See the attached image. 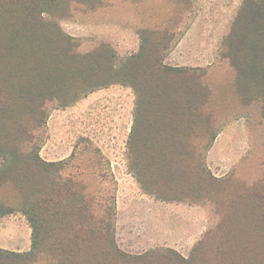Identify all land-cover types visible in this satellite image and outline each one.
<instances>
[{
    "label": "rangeland",
    "instance_id": "rangeland-1",
    "mask_svg": "<svg viewBox=\"0 0 264 264\" xmlns=\"http://www.w3.org/2000/svg\"><path fill=\"white\" fill-rule=\"evenodd\" d=\"M63 1L58 13L47 11L38 18L43 26L31 29L29 21L35 14L9 18L10 0H0V126L9 135L0 136V145L7 143L20 151L29 145L44 162L42 149L49 140L61 139L67 152L73 148L68 163H54L62 164L57 165L60 176L56 170H41L34 162L24 165L16 159L13 163L11 154H0V203L12 206L10 215L24 220L32 231L20 211L17 186L9 182L24 174L29 201L36 205L43 200L46 222L40 238L44 256L32 258V246L27 252L0 251V264H53L58 256L63 264H89L92 256L102 252L101 246L89 242L85 230L76 233L73 229L86 219L88 206L98 218L113 224L116 246L122 252L132 257H169L172 264L188 260L193 249L219 231L223 221V201L203 193L206 181L227 184L231 192L222 196L235 202L239 188L258 185L264 175L261 103L238 92V74L230 61L236 50L234 21L246 0ZM108 10L113 11L109 16ZM132 20H138V25ZM54 28L62 38L56 33L57 39L53 38ZM251 51L254 55L263 52ZM258 68L257 62L250 67L252 71ZM112 86L133 91L126 152L132 159L135 152L155 156L141 171L154 174L151 177H126L111 171V162L98 146L110 143L113 132L99 115L90 121L88 130L75 127L73 114L65 118L64 128L49 126L52 116L58 118L93 92ZM18 127L28 132V138L30 134V143L21 146L24 141L16 139ZM75 154L92 156V161L84 163L89 169L97 168L98 175L78 176ZM136 166L137 161L130 159L122 167L125 173H135ZM126 192L157 202L156 194L169 201L188 196L190 200L174 203L193 207L196 223L202 224V234L197 232L200 224L196 226L194 247L181 250L183 254L164 248L140 254L122 250L116 237L117 208L128 200L123 197ZM74 237L78 246L73 255ZM241 258L250 263L249 256ZM214 260L209 262L215 264ZM94 264L101 262L97 258Z\"/></svg>",
    "mask_w": 264,
    "mask_h": 264
},
{
    "label": "trees",
    "instance_id": "trees-1",
    "mask_svg": "<svg viewBox=\"0 0 264 264\" xmlns=\"http://www.w3.org/2000/svg\"><path fill=\"white\" fill-rule=\"evenodd\" d=\"M63 3L65 4L62 0H10L8 11L10 15L9 18L13 16L17 17L21 13L27 14L28 16L35 14L36 16L34 19L29 21V25L31 29H37V27L43 26V24L38 21V18L42 16V14L47 13V11L58 13L61 9L60 7L64 6ZM9 23L11 24L12 22ZM54 30L53 38L57 39L55 33L58 35L59 39L62 38L58 30L56 28H54ZM232 38L234 42H236V50L234 55L230 56V61L238 74L236 83L237 90L242 96L248 95L258 100L261 103L264 116V69L262 70L261 68L264 64V0H246L243 3L234 21V34ZM61 42H63V39ZM64 47L61 48L62 52ZM141 49L143 50V48ZM253 49H256V52L259 50L263 52H257V55H254L251 51ZM59 54L60 52L57 53V55ZM256 62L260 68H258L257 71H252L250 67H253ZM156 65L158 66V64H155V66ZM30 71L31 69L28 67V72ZM31 73H33V71ZM22 74L24 73L22 72L21 75ZM33 75L38 77L35 72ZM252 92H254V94ZM40 108L42 107L40 106ZM16 135V139L20 137V139L24 141L21 146L31 142L30 134L28 138V132L22 130V128H17ZM0 136H9L6 129L1 126ZM26 148L27 149L23 151L18 149L14 150L10 148V145L7 143H2L0 145V154H11L10 157H12L13 163L16 159V162H22L21 164L24 165L28 162H34L41 170H44V168L56 170L57 176H60L61 169L57 167V165L62 164L46 163L42 161L38 155L32 153L31 146L28 145ZM134 155L137 161V166L135 168L136 176L139 178L153 176L154 174L144 175V172L141 171H146V162L154 160L155 156H151L152 154H143L144 156H141L139 152H135ZM202 173L203 171L201 170L200 175ZM26 178V175L20 174L17 176L16 180H9V182L12 183L13 186H17L16 191L18 192L21 203L19 206L20 211L27 216L31 225V246L33 247H31V253L32 258H36L38 255L44 256V254H46L43 245L40 244L41 235L44 234V230L46 229L45 210L43 208L44 202L42 199H40L36 205H33V202L29 201V196L24 188ZM140 184L143 185L144 182L141 181ZM206 184L207 186L203 193L210 199L216 197V199L223 201V221L219 227V231L215 233L214 236L210 237V240L208 239L209 242L201 243L198 247L193 249V253L188 260L180 259L181 262L177 261V263L211 264L209 261L214 257L215 264H264V175L258 185L252 188H239L237 190L238 194L235 202L227 200L222 196L225 193L230 194L231 192V188H229L227 184H220L214 180H207ZM222 185H224V187H222ZM155 196L158 198L157 200L165 203H174L184 199L190 200L188 196L184 199L172 201L159 198L157 194ZM13 211L12 206H6L0 203V217L10 215ZM81 211H79L80 217L83 215ZM73 227L76 233L78 229H83L88 232L91 237L88 241H96L101 246L100 250H102V252L92 256L91 259H89V264H94L97 258L100 260L101 264H154L158 262L160 264H172L168 261L170 260L169 257L154 259H151L150 255L148 257H132L122 252L116 246L113 236V224L109 223L105 218H98L97 213H95L90 206H88L86 211V219L84 218V220L80 223L78 222L77 225L74 224ZM212 241L216 243L209 247ZM72 242L71 249L74 255L78 246L77 237H74ZM211 253H213V257H210ZM241 255L249 256L250 263L247 261L245 262V260L241 258ZM71 258L73 259V257ZM53 264H63L60 256H58Z\"/></svg>",
    "mask_w": 264,
    "mask_h": 264
},
{
    "label": "crops",
    "instance_id": "crops-1",
    "mask_svg": "<svg viewBox=\"0 0 264 264\" xmlns=\"http://www.w3.org/2000/svg\"><path fill=\"white\" fill-rule=\"evenodd\" d=\"M113 11L108 10V16ZM154 14L151 13L150 16ZM126 16V15H125ZM135 16H139L138 14ZM138 25L137 21H131ZM137 27L136 32L139 31ZM140 47L138 44L137 49ZM179 47V46H178ZM130 88L124 86H112L97 90L88 95L75 106L64 112L62 116L53 118L50 121V128L58 126L64 128L65 118L72 117L75 127L82 130H88L90 121L97 114L102 118V123L113 132V138L110 143L98 146L103 157L111 162V171H117L122 176L133 174L131 170L125 173L122 167L124 163L132 159V155L126 152L128 137L132 129V114L134 111V95ZM50 119V120H51ZM105 120V122H104ZM221 135L216 139L215 144L221 139ZM49 140L43 147L42 156L48 163H68L72 158L71 147L68 152L65 143ZM64 147V148H62ZM65 152H64V151ZM75 154L76 166H78V176L98 175L97 168L89 169L88 160H93L88 154ZM84 163V164H83ZM117 166V168H116ZM88 168V169H87ZM131 192H126L123 197L127 201H122L118 206V219L116 223V237L119 246L127 253L140 254L143 251L164 248L175 250L182 253L181 250H189L196 243V233L202 234L203 228L195 220V210L185 203H161L157 202L147 195H140V198L131 197ZM133 198V199H131ZM140 200H139V199ZM138 199V201L136 200ZM124 200V198H123ZM146 220H143V216ZM146 227L145 230L142 228ZM146 230L148 233L146 234ZM146 235H145V234ZM32 231L27 227L24 220L18 216L9 215L0 217V250L12 252H27L32 245ZM137 252V253H135ZM183 254V253H182Z\"/></svg>",
    "mask_w": 264,
    "mask_h": 264
}]
</instances>
